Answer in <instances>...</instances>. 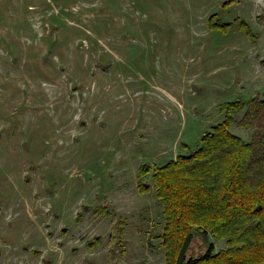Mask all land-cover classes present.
I'll return each instance as SVG.
<instances>
[{
    "label": "rangeland",
    "instance_id": "1",
    "mask_svg": "<svg viewBox=\"0 0 264 264\" xmlns=\"http://www.w3.org/2000/svg\"><path fill=\"white\" fill-rule=\"evenodd\" d=\"M253 95L264 0H0V264H166L141 168Z\"/></svg>",
    "mask_w": 264,
    "mask_h": 264
},
{
    "label": "trees",
    "instance_id": "2",
    "mask_svg": "<svg viewBox=\"0 0 264 264\" xmlns=\"http://www.w3.org/2000/svg\"><path fill=\"white\" fill-rule=\"evenodd\" d=\"M222 111L197 148L141 168L151 169L163 206L166 264H264V97L230 101ZM234 122L253 130L250 140L231 131ZM197 234L206 250L189 256ZM210 236L226 246L215 251Z\"/></svg>",
    "mask_w": 264,
    "mask_h": 264
}]
</instances>
